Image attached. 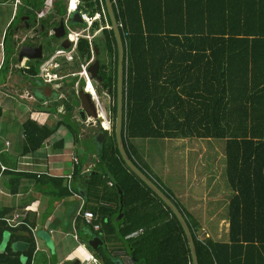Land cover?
<instances>
[{
  "label": "trees",
  "instance_id": "trees-1",
  "mask_svg": "<svg viewBox=\"0 0 264 264\" xmlns=\"http://www.w3.org/2000/svg\"><path fill=\"white\" fill-rule=\"evenodd\" d=\"M113 1L125 48L123 141L129 157L184 215L199 264H264V0ZM44 3L41 0L39 8ZM66 8L55 6L42 21L46 32L53 19L66 15ZM81 10L91 17L104 10L109 26L97 37L102 36L107 55L100 74L110 90L111 128L94 167L83 174L80 162L72 176L84 190L83 211L91 212L93 224L100 227L90 238L98 237L103 246L90 249L105 264H123L115 255L120 251L133 264H193L175 215L128 169L118 152V51L105 1L83 0ZM101 27L95 22L91 33ZM91 57L89 43L82 41L67 70L78 71ZM44 63L29 61L28 76L37 79ZM75 108L65 103L68 120ZM71 130L78 141V130ZM23 131L30 152L41 149L55 132L31 119ZM166 139L224 141L225 175L233 193L226 241L200 239L171 192L135 159L133 141ZM35 180L39 186L61 188L60 195L52 196L56 199L70 194L60 179ZM28 220L10 226L0 214V264H32L36 245ZM21 243L26 249L15 250Z\"/></svg>",
  "mask_w": 264,
  "mask_h": 264
},
{
  "label": "crops",
  "instance_id": "crops-1",
  "mask_svg": "<svg viewBox=\"0 0 264 264\" xmlns=\"http://www.w3.org/2000/svg\"><path fill=\"white\" fill-rule=\"evenodd\" d=\"M56 1L45 0L38 20L52 15ZM11 2L0 0V44L3 43V47L0 46V214L10 226L29 219L26 224L36 245L32 264H99L101 257L97 258L89 246L95 238L90 236L95 231H91L79 215L85 208L84 190L78 183L75 185L72 178L80 162H83V174H86L98 160L100 149L94 139L98 130L87 127L79 120L78 104L73 101L78 79L68 76L73 71L67 70L74 60L63 58L58 62L59 68L49 69L57 77L51 84H45L40 74L53 56L50 52L52 48L46 47L45 63L37 79H31L26 73L29 61L34 60L24 58L22 64L15 61V55L21 47L13 37L14 12L9 11L11 14L8 15L9 7L5 9L7 5L12 8L16 6V3ZM65 5L67 7V0ZM56 22V19L51 22L52 28L47 32L49 37L54 38L53 25L57 28ZM52 46L57 45L53 42ZM61 46L56 51L71 52L70 48L66 50ZM72 54L74 57L75 52ZM20 102H25L24 107L19 105ZM67 102L76 107L69 120L65 111ZM29 119L55 131L43 147L34 152H30V142L26 141L23 131V125ZM101 126L104 129L102 123ZM71 127L78 130V141ZM143 141L144 144L138 143L137 146L132 144L138 163L171 192L181 210L196 227L198 235L204 232L205 240L226 241L228 206L233 193L227 185L224 153L206 157V142L210 143V140H175V147L179 149L181 146L186 152L185 158L190 162L183 167V171L178 172L176 167L159 163L153 155L145 153L143 150H149L150 146L148 140ZM210 147L216 148V145L212 143ZM74 159H77V163ZM42 176L62 180L70 194L62 199L52 197L60 195L62 189L58 186H39L35 178L39 180ZM8 239L9 235H6L5 243ZM24 249L26 246L22 243L15 248L18 251ZM122 254L125 253L120 251L115 255L123 262L126 257ZM91 257L98 263L92 262Z\"/></svg>",
  "mask_w": 264,
  "mask_h": 264
},
{
  "label": "water",
  "instance_id": "water-1",
  "mask_svg": "<svg viewBox=\"0 0 264 264\" xmlns=\"http://www.w3.org/2000/svg\"><path fill=\"white\" fill-rule=\"evenodd\" d=\"M105 6L107 10V14L109 16L111 27L114 33L115 41L117 44V51H118V61H117V109H116V125H115V140L117 144L118 152L124 161L125 165L128 167V169L136 176L138 177L169 209L170 211L175 215L178 222L180 223L183 232L186 236L189 249L191 252L192 257V263L193 264H199L198 258H197V252H196V246L194 242V238L192 235V232L190 230V227L182 214V212L177 208V206L172 202V200L144 173L142 172L131 160L129 157L124 141H123V130H124V89H125V48L124 43L122 39V35L120 32L119 24L116 19L114 8H113V2L112 0H104ZM79 2H83V0H79ZM80 8L70 14L68 16L67 22L69 25H82L83 22L80 17ZM65 20L60 23V25L57 28H53L54 38L58 40H62L66 37V24ZM62 48L68 50L70 48V42L68 40H64ZM31 51H37L38 55H30L27 52ZM42 48L33 49L29 47H22L20 49V52L18 54V61L22 62L24 58L28 60H40L42 59L41 55ZM96 54H98V50L95 47ZM99 70H100V62L96 61L91 64V66L88 69V72L91 75V80L93 81H101V77L99 76ZM76 86V92L74 101L80 104V108L78 111L79 120L84 124L88 125L87 127L94 128L98 130L97 136H95V143L98 145L99 149L101 150L104 144L105 140V130L102 128L101 123L103 122L102 118H98L97 116V106L96 102L92 99V97L87 94V92L84 91V88L81 87V85H75ZM88 96L89 102L86 101L85 96ZM100 97V96H99ZM107 111V110H106ZM107 113L110 115V110L107 111ZM89 120L91 121L89 124ZM102 241L95 237L92 241H90L89 246L93 250H97L99 246H102ZM18 245V244H17ZM99 264H104V260L102 258H99Z\"/></svg>",
  "mask_w": 264,
  "mask_h": 264
},
{
  "label": "built area",
  "instance_id": "built-area-1",
  "mask_svg": "<svg viewBox=\"0 0 264 264\" xmlns=\"http://www.w3.org/2000/svg\"><path fill=\"white\" fill-rule=\"evenodd\" d=\"M115 3V1H113V4ZM80 8V17L81 20L83 22V24L80 27H76V26H70L67 22L68 16L70 14H72L73 12L77 11ZM66 39L70 42V50L71 52H66L64 50H59L57 52H55V54H53V56L50 58V60L46 63L45 67L42 69L41 74H40V78L43 80V82L45 84H51L54 81H56L57 77L55 75H52L49 72V69L52 68H59V64L56 63L57 58H66L68 61H73L74 57H73V52L76 53V50L78 48V45L82 42V41H87L90 45V49L92 52V57L90 60L83 62L82 64H80V68L78 71L71 73L70 77L73 78H78V82L81 83H86V90H89L92 94V99L96 102V106H97V116L98 118H102L103 122V126H104V130L105 131H109L111 128V124H110V119H109V114L107 113V111L105 109H103V106L101 104V101L98 97V95L93 91L92 87H91V75L88 72L89 67L91 66V64L93 63V39L98 35V33L105 29V28H109L108 26V22H107V17H106V12L104 10H102L100 13H96L93 17L89 16L87 13H85L83 10H81V2H79V0H67V18H66ZM101 24V29L99 31H97L96 33L92 34L91 33V29L94 25L95 22H98ZM120 28V25H119ZM1 47H3V43L0 44ZM54 66V67H53ZM51 71V70H50ZM75 163H77V159H74ZM2 170H4V168H2ZM68 179H71V177H69ZM109 185H111V183H109ZM79 215L82 216L84 222L92 227V229L95 232H98L100 227L98 225L93 224L94 222V215L89 212V211H83L82 213H79ZM17 219V218H16ZM200 239H203V236L199 235ZM124 255L126 258L123 259V264H133L131 262V260L126 256V254H122ZM92 262L94 263H98V260H96L95 258L91 257Z\"/></svg>",
  "mask_w": 264,
  "mask_h": 264
},
{
  "label": "flooded vegetation",
  "instance_id": "flooded-vegetation-1",
  "mask_svg": "<svg viewBox=\"0 0 264 264\" xmlns=\"http://www.w3.org/2000/svg\"><path fill=\"white\" fill-rule=\"evenodd\" d=\"M7 3H16V6H14V8H12L13 12H14V22L15 25L13 27V31L15 32V34L13 35V37L16 38V42L17 44H19L18 46L22 47H34V48H42L41 51V55H42V60L45 58L46 55V47L47 48H52L50 50H53V46L52 43L55 42L54 38L51 37V40L49 39V35L46 32L44 25L42 24V21L46 20H38V14L43 10V7H40V3L41 0H4ZM34 1L37 2V7H35L34 5H32L31 3H33ZM45 4V3H44ZM58 5L62 6V7H66L65 5V0H57L55 2V6L57 7ZM39 8V9H38ZM45 16H47L45 14ZM66 15L62 16L59 15L56 18V27H58L60 25L61 22L64 21ZM53 39V40H52ZM63 42L65 40L62 39ZM94 40V39H93ZM62 42V43H63ZM60 45H63V44ZM59 45V46H60ZM94 50L95 47L94 46ZM52 52V51H50ZM57 52V51H55ZM54 52V54H55ZM30 55H38L37 51L34 52H27ZM18 54L19 51H17V54L15 55V61L18 64H22V62L18 61ZM101 53L98 52V54H96V51L93 53V63L96 61L100 62V68L102 66V64H107L108 62H106L107 60V55L105 57V61L101 59L100 57ZM59 59H63L62 57L57 58V60ZM56 60V63H58V61ZM23 61V60H22ZM34 61H38V60H34ZM40 61V60H39ZM99 76L101 77V81H91V87L93 89V91L98 95V97L100 96H106L108 98V101H101V104L103 106V109L105 110H110V106H111V96H110V90L106 87V83L104 81L103 76L100 74V70H99ZM78 79V78H77ZM93 82L96 83V87H94ZM79 86L81 85V87L84 88V91L87 92V94H89L91 96V92L89 90H86V83H81L78 82ZM86 101L89 102V98L88 96L84 95ZM92 97V96H91ZM99 97V98H100ZM72 100V99H71ZM74 101V99H73ZM77 102L74 101V104H76ZM78 104V108H80V104ZM97 136V135H96Z\"/></svg>",
  "mask_w": 264,
  "mask_h": 264
},
{
  "label": "rangeland",
  "instance_id": "rangeland-1",
  "mask_svg": "<svg viewBox=\"0 0 264 264\" xmlns=\"http://www.w3.org/2000/svg\"><path fill=\"white\" fill-rule=\"evenodd\" d=\"M8 7H9V10L7 12H8V15H10L11 13H9V11H12V6L7 5L5 9L7 10ZM54 26L55 25H53V28H54ZM49 39L51 40V37H49ZM54 41H55V44L57 46L53 48L51 55H53L54 52L59 49V45L63 42V40H57V39H55ZM94 42L100 49L101 59L105 61L106 54H105V50H104V43H103L102 36H98V37L96 36L93 40V43ZM61 60H63V59H59L57 61L60 62ZM75 80H77V79L75 78ZM93 85H94V87H96L95 82H93ZM99 99H100V101H102V103H103V101H108V98L106 96H101ZM23 104L25 105V102H20L19 105L21 107H24ZM28 104H30V103H28ZM148 141H149L148 146H150V149L148 150L146 148L143 151H145V153H149V155H153L154 158L157 159L156 161H158L159 163H167V165L174 166L177 168L178 172L183 171V167H185V165L188 166L190 164V162L188 161V158H185L186 152L184 151V149H182L181 146L178 147L179 149H177L175 147V146H177L176 145L177 141H175L174 139L171 141L170 140L169 141L148 140ZM143 142H144L143 140H136V141H133L132 144H134V146H137L138 143L144 144ZM165 142H167V143H165ZM212 143H214L216 145V148L210 147ZM207 147H210V148H208V150H207ZM206 151H207L206 157L213 156L216 154L223 155V153H224V141H222V140H210V143L206 142ZM208 165H209V163H208ZM208 177H210V175ZM208 177L206 176V178H208ZM210 198H212V197L210 196ZM204 235H205V233L201 232L200 236H204ZM203 239H204V237H203Z\"/></svg>",
  "mask_w": 264,
  "mask_h": 264
},
{
  "label": "clouds",
  "instance_id": "clouds-1",
  "mask_svg": "<svg viewBox=\"0 0 264 264\" xmlns=\"http://www.w3.org/2000/svg\"><path fill=\"white\" fill-rule=\"evenodd\" d=\"M66 20V19H65Z\"/></svg>",
  "mask_w": 264,
  "mask_h": 264
}]
</instances>
